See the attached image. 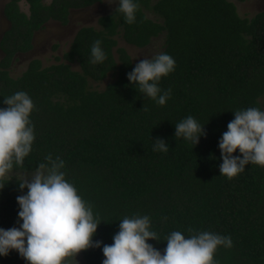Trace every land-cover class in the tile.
<instances>
[{
    "label": "trees",
    "instance_id": "trees-1",
    "mask_svg": "<svg viewBox=\"0 0 264 264\" xmlns=\"http://www.w3.org/2000/svg\"><path fill=\"white\" fill-rule=\"evenodd\" d=\"M20 1L4 6L11 27L0 40V108L6 107L4 97L26 92L34 104L35 140L23 166L13 172H33L49 154L64 161L66 180L101 220L93 237L101 247L82 251L84 263L102 264V248L113 243L120 220L146 215L159 238L147 242L162 254L167 235L181 231L187 238L191 227L231 237L232 247L216 250L215 264H264V167L249 164L231 180L219 171V141L234 112L264 111V10L241 17L233 0H134L136 19L128 24L115 11L117 3L98 17V29L76 31L62 54L64 63L43 67L33 59L13 78L12 59L32 48L35 31L49 21L66 25L71 10L103 0H24L28 14L19 9ZM160 35V53L175 60L174 71L158 85L171 89L163 106L128 80L136 65L115 38L142 48ZM96 40L106 59L92 64ZM73 63L79 69H72ZM108 75L113 79L102 90L93 88L92 82ZM188 116L206 133L195 146L175 137V125ZM157 139L168 145L166 153L153 151ZM0 183L5 185L0 228L19 227L17 196L27 188L21 191L13 176ZM0 264L27 262L13 250L0 256Z\"/></svg>",
    "mask_w": 264,
    "mask_h": 264
},
{
    "label": "clouds",
    "instance_id": "clouds-1",
    "mask_svg": "<svg viewBox=\"0 0 264 264\" xmlns=\"http://www.w3.org/2000/svg\"><path fill=\"white\" fill-rule=\"evenodd\" d=\"M114 3H118L115 11L124 16L126 23L135 22L138 4L134 0H114ZM5 21L9 28L0 27V40L11 27L6 17ZM101 43L96 40L91 46L92 64L106 59ZM32 49L33 43L29 51ZM174 67L175 60L169 54L158 53L137 63L127 78L140 93L163 106L171 97V89L162 91L158 85ZM3 104L6 107L0 108V182L13 173L14 166H23L35 140L30 120L34 104L30 96L17 91L4 97ZM175 129L176 139L183 138L194 146L206 135L204 126L192 116L177 123ZM219 149L223 161L219 171L229 180L249 164L264 167V111L255 107L235 111L219 141ZM168 150L163 139L154 142L153 151ZM237 150L240 156L233 155ZM45 160L31 173L30 180L28 176L18 179L19 189L27 188V193L17 196L19 227L0 228V256H8L15 250L27 264H78L79 253L101 247V241H93L101 220L94 215L93 206L66 180L62 171L64 161L59 157L53 159L51 154ZM4 186L0 183V189ZM150 228L151 220L146 215L124 217L113 243L102 248V264H215L216 250L221 246L232 247L230 236L189 227L187 238L181 231L167 235V247L162 254L147 242L159 241L157 233Z\"/></svg>",
    "mask_w": 264,
    "mask_h": 264
},
{
    "label": "rangeland",
    "instance_id": "rangeland-1",
    "mask_svg": "<svg viewBox=\"0 0 264 264\" xmlns=\"http://www.w3.org/2000/svg\"><path fill=\"white\" fill-rule=\"evenodd\" d=\"M9 1V0H7ZM51 0H43L44 3L48 4ZM155 1V0H154ZM109 2H113L112 4H108ZM236 5L237 12L241 17H251L255 13L264 10V0H245L243 2H239L237 0H233ZM5 5V4H4ZM19 9L28 14V5L24 0H21L19 3ZM117 3H114V0H103L102 2L95 4L91 7L82 8L79 10L70 11L68 17V23L66 25H61L56 21L47 22L43 28L34 32V45L31 51L26 53H18L12 59V62L9 67V75L13 78L19 77L26 69L27 64L33 60L38 59L42 62L43 67L52 66L59 64L58 62H63L62 59L56 60L54 57H61L62 54L68 50L69 44L72 40L73 35L76 31L83 26H93L98 29L97 19L100 16L106 15L110 13ZM2 3L0 0V13ZM148 18L154 19L155 16L146 12ZM6 21L3 19L2 15H0V27L4 30L9 28V25L5 23ZM5 25V26H4ZM36 34V35H35ZM117 39V47H121L125 49L127 54L130 57L131 62L136 65L144 58H152L156 54L162 51L164 36L160 35L156 38H152L151 42L142 47L138 48L133 45L127 44L120 36H115ZM57 45L54 49L53 46ZM114 58L118 62L117 53L114 49ZM3 54L0 52V57ZM119 63V62H118ZM72 69H79L78 64L73 63L71 65ZM111 75H108L105 80L102 82L94 83L92 82L93 88L97 90H102L107 82L112 81ZM32 172H21L16 171L11 173L8 177H14L16 179H20L24 176H28L29 180L31 179ZM78 264H85L81 253H79L76 257Z\"/></svg>",
    "mask_w": 264,
    "mask_h": 264
},
{
    "label": "crops",
    "instance_id": "crops-1",
    "mask_svg": "<svg viewBox=\"0 0 264 264\" xmlns=\"http://www.w3.org/2000/svg\"><path fill=\"white\" fill-rule=\"evenodd\" d=\"M8 1L7 0H1V3H2V9H1V13L0 15H2L3 19L5 20V15H4V4H6ZM8 24V23H7ZM5 26V25H4ZM36 35V34H35ZM74 36V35H73ZM73 38V37H72ZM33 40H34V35H33ZM33 45H34V42L32 41ZM56 45V44H55Z\"/></svg>",
    "mask_w": 264,
    "mask_h": 264
}]
</instances>
